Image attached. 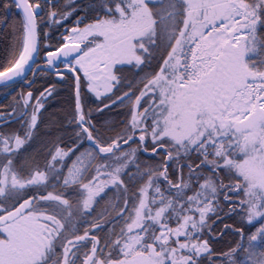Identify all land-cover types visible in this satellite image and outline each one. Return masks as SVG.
Wrapping results in <instances>:
<instances>
[{
	"label": "snow or ice",
	"instance_id": "6c2138e0",
	"mask_svg": "<svg viewBox=\"0 0 264 264\" xmlns=\"http://www.w3.org/2000/svg\"><path fill=\"white\" fill-rule=\"evenodd\" d=\"M0 264H264V0H0Z\"/></svg>",
	"mask_w": 264,
	"mask_h": 264
},
{
	"label": "trees",
	"instance_id": "16d2710c",
	"mask_svg": "<svg viewBox=\"0 0 264 264\" xmlns=\"http://www.w3.org/2000/svg\"><path fill=\"white\" fill-rule=\"evenodd\" d=\"M6 42L3 39H0V55H3L4 49H5ZM0 103H5L4 98L2 95H0Z\"/></svg>",
	"mask_w": 264,
	"mask_h": 264
},
{
	"label": "flooded vegetation",
	"instance_id": "af4514ba",
	"mask_svg": "<svg viewBox=\"0 0 264 264\" xmlns=\"http://www.w3.org/2000/svg\"><path fill=\"white\" fill-rule=\"evenodd\" d=\"M0 100H1V98H0Z\"/></svg>",
	"mask_w": 264,
	"mask_h": 264
}]
</instances>
